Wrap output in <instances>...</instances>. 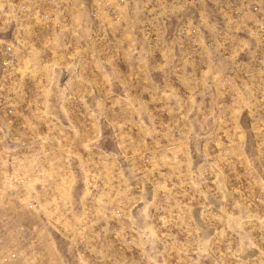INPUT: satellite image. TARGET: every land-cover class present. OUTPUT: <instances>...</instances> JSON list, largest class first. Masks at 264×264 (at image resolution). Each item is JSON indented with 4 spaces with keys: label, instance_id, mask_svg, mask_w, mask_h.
I'll list each match as a JSON object with an SVG mask.
<instances>
[{
    "label": "rangeland",
    "instance_id": "374dc122",
    "mask_svg": "<svg viewBox=\"0 0 264 264\" xmlns=\"http://www.w3.org/2000/svg\"><path fill=\"white\" fill-rule=\"evenodd\" d=\"M0 264H264V0H0Z\"/></svg>",
    "mask_w": 264,
    "mask_h": 264
}]
</instances>
